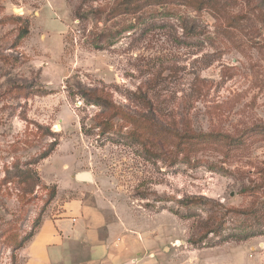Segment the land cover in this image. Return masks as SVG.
I'll return each instance as SVG.
<instances>
[{"label": "rangeland", "instance_id": "obj_1", "mask_svg": "<svg viewBox=\"0 0 264 264\" xmlns=\"http://www.w3.org/2000/svg\"><path fill=\"white\" fill-rule=\"evenodd\" d=\"M122 1L0 0V264H25L80 172L144 240L139 264H264V0ZM93 87L239 139L146 142L136 116L81 97Z\"/></svg>", "mask_w": 264, "mask_h": 264}, {"label": "crops", "instance_id": "obj_2", "mask_svg": "<svg viewBox=\"0 0 264 264\" xmlns=\"http://www.w3.org/2000/svg\"><path fill=\"white\" fill-rule=\"evenodd\" d=\"M91 181L73 176L57 193L34 235L22 247L25 264H139L145 248L122 212L107 205ZM151 257V256H150Z\"/></svg>", "mask_w": 264, "mask_h": 264}, {"label": "trees", "instance_id": "obj_3", "mask_svg": "<svg viewBox=\"0 0 264 264\" xmlns=\"http://www.w3.org/2000/svg\"><path fill=\"white\" fill-rule=\"evenodd\" d=\"M174 0H157V2L161 5L167 4L169 2H172ZM133 0H123L122 4L126 5V10L128 12H133L136 10L131 7V3ZM23 32H20L17 36V39H20L24 32H26L25 29L22 30ZM81 97L90 104H96L103 107L105 112L112 113L113 116L117 115V112L123 111L124 115L130 117V116H136L138 119H140L143 123L144 128V141L146 142H165L169 140L170 142H173L174 149L177 150L178 153H183L186 150V144L190 142L192 145L184 155H187L189 153L190 149H193L196 146H205L210 143H218V142H224V143H230L237 141L239 139V136H233L232 134L228 133H222L221 131L216 130H210L208 132L203 131H196L194 129L188 128L186 125L184 127H176L170 124H164L161 120L158 119L151 111L150 112H137L136 114H130L125 113L124 109L121 108V106L116 105L112 99L110 98V93L103 87H93V88H86L81 90L80 92ZM249 132H264V128H252L249 130ZM47 153H43L41 157H45ZM264 179V176H262ZM250 189V187H246ZM205 199L202 197H188L180 201L183 205H191L196 202H199L200 200ZM223 209V208H222ZM227 213L231 210H225ZM233 213L237 212L236 210H232ZM226 212L222 213V219H219V221L216 222L215 226H211L209 231H211L214 234L219 233V227L222 223L223 218H225ZM41 222V221H40ZM39 222V224H40ZM209 223V221H208ZM38 224V226H39ZM210 225V224H209ZM37 226V227H38ZM36 227V229H37ZM35 229V230H36ZM35 231L30 235L29 239L34 235Z\"/></svg>", "mask_w": 264, "mask_h": 264}, {"label": "water", "instance_id": "obj_4", "mask_svg": "<svg viewBox=\"0 0 264 264\" xmlns=\"http://www.w3.org/2000/svg\"><path fill=\"white\" fill-rule=\"evenodd\" d=\"M77 180H82V181H91V175L89 172H80L75 175Z\"/></svg>", "mask_w": 264, "mask_h": 264}, {"label": "built area", "instance_id": "obj_5", "mask_svg": "<svg viewBox=\"0 0 264 264\" xmlns=\"http://www.w3.org/2000/svg\"><path fill=\"white\" fill-rule=\"evenodd\" d=\"M150 256H153L152 254H150Z\"/></svg>", "mask_w": 264, "mask_h": 264}]
</instances>
